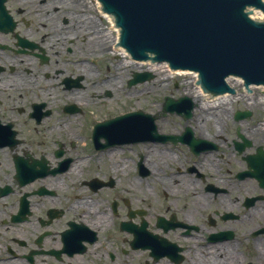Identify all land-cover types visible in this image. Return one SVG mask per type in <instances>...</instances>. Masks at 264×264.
<instances>
[{
    "label": "flooded vegetation",
    "instance_id": "flooded-vegetation-1",
    "mask_svg": "<svg viewBox=\"0 0 264 264\" xmlns=\"http://www.w3.org/2000/svg\"><path fill=\"white\" fill-rule=\"evenodd\" d=\"M65 3L70 6L63 8ZM53 16L60 17L61 32L41 22ZM100 17L96 0H0V264H137L135 253H143L142 264H203L245 257L240 251L245 243L253 247L251 254L264 255V223L244 232L238 226L243 218L254 219V210L264 214V185L255 178L240 180L253 165H264V136L258 138L255 127H238L232 142L223 134L201 136L212 144L197 148L181 141L155 143L179 151L168 149L163 159L169 161L158 165L173 172L162 173L167 185L160 180L164 197L173 201L157 212L133 208V199L118 188L130 168L103 177L82 169L107 156L97 153L114 148L107 125L114 116L102 115L122 85L116 82L120 62L107 78ZM197 127H190L196 138ZM186 128L162 133L158 124L159 133L168 136L182 137ZM80 130L86 133L70 141L64 137ZM241 133L249 142L238 139ZM80 144H91L93 153L75 156ZM240 145L246 146L243 153ZM139 156L128 172L134 169L142 184L156 173L146 166V155ZM181 184L186 191L205 185L207 198L195 191L194 206L204 208L202 201L212 197L222 210L199 219V210L176 202Z\"/></svg>",
    "mask_w": 264,
    "mask_h": 264
},
{
    "label": "water",
    "instance_id": "water-1",
    "mask_svg": "<svg viewBox=\"0 0 264 264\" xmlns=\"http://www.w3.org/2000/svg\"><path fill=\"white\" fill-rule=\"evenodd\" d=\"M100 1L105 9L118 16L123 29V45L135 59L146 60L152 54L156 61L167 62L172 69L196 71L203 86L215 93L231 91L226 81L230 77H241L246 86L264 85V25L251 21L245 12L248 6L264 12L262 0ZM253 15L257 19L264 14L255 10ZM117 49L124 50L120 44ZM140 63L159 65L152 59ZM147 79H150L148 75L141 74L135 81L141 83ZM236 81L241 80L237 78ZM202 84L198 82L200 87ZM249 89L252 96L255 91L253 87ZM203 90L209 94L211 102L229 96ZM238 93L239 90L235 91L234 98H238ZM166 101V111H186L187 116H192V101L187 97L166 98ZM154 119L132 113L119 121L124 125V133L134 137L150 135L153 139ZM125 138L130 136L125 135Z\"/></svg>",
    "mask_w": 264,
    "mask_h": 264
},
{
    "label": "rangeland",
    "instance_id": "rangeland-1",
    "mask_svg": "<svg viewBox=\"0 0 264 264\" xmlns=\"http://www.w3.org/2000/svg\"><path fill=\"white\" fill-rule=\"evenodd\" d=\"M89 1V0H88ZM91 1V0H90ZM89 17H92L90 14L88 15ZM60 18V17H59ZM59 18L56 16H53L48 19H43L41 22H48V30H53V31H59L61 30L57 28V24L59 23ZM109 24L108 21L104 18H102V29L106 31V33H109ZM112 35V34H111ZM110 37V36H109ZM113 41V36L110 38H107L106 41L103 40L102 45L107 46L109 42ZM117 54L114 52H107L105 55V60L107 63V78L109 79L110 77L113 76V71L117 69L116 65L121 61V59L115 60ZM114 67V68H113ZM122 77L118 79L117 86H120L121 88L120 91L117 93L113 92V96L110 97L108 100V106L104 107V110H107L108 113H103L102 116L110 117L114 116L118 117L121 116L120 114L122 113H127V112H132L137 109H141L145 113H150V114H156L159 112H162L163 110V105H164V98L166 96L171 97V98H182V97H188L191 98V94L189 93L190 91V85H192V81L189 76L184 75V76H178L175 75L173 77H164V73L161 76V74H155L151 73L153 75L152 80L149 82L141 83L140 85L133 86L131 88L128 87V81L131 79L132 75L134 72L138 73H149L146 70L143 69H134L130 68L127 71L122 69ZM234 90L238 91V98H234L233 95H230L231 98H233V108H231V104L228 103V107H226L227 110H220L221 107H217V111L213 112L211 115L213 117H210L209 121L205 122L201 118L197 117L199 115L196 112L194 117L190 119L188 122H184L182 118H179L177 115H167L164 118H161L157 123L160 124V130L162 133H176L181 132L184 128H186V125H190L197 127L198 124H201V126L204 128L203 131H205V134L198 133L197 135L199 137L203 136L206 138H212L214 134L216 135L215 137L217 138L219 134H223L226 139L229 142H232V140L237 139L236 137V130L238 127L241 128V130H246V128H256L255 130L257 131V134L260 136H257L258 138H261V136H264V104L260 103L262 97H263V89L258 88L255 90V93L251 96L249 92L246 91L245 87H243L239 83L234 84ZM89 99V97H88ZM94 98H90L89 100V107L94 108V105L92 104V101ZM204 102L200 101V104H196V108L198 109L203 105ZM88 107V108H89ZM242 110V111H252L255 116L252 117V119L235 123L234 119H232L234 112ZM201 111V110H200ZM218 117V120L221 122L217 124L216 118ZM83 118H79V121L82 120ZM90 121L87 117V119H84V123L86 121ZM198 121V122H197ZM207 124V128H205V125ZM261 125V126H260ZM189 126V127H191ZM192 129V128H191ZM81 131V132H80ZM80 131H74L70 132L68 134H65L64 137L68 138V141L72 140L73 138L83 135L86 133L84 130ZM246 135H248L247 132H245ZM46 136H41V138H45ZM249 139V137H248ZM216 141V139L214 140ZM221 143H224L223 141H219ZM83 144H80L77 146V148L74 151L75 156L78 154L83 156L86 154L93 153L92 152V147L91 144H86L87 146L84 147L82 146ZM127 148V147H124ZM178 151L177 149H174V146H162V145H156L154 147L153 144H144L142 146H134L133 150L130 149H123L120 151V153H117L112 159H108L107 156H104V160L102 161H97V160H92L91 162H88L89 165L88 167H83L82 169L87 171L88 173H94L96 175H99V172H101L100 176L103 177V175H109V173H112V175H118L116 174L115 171L120 170L121 168H135V163L140 160V154L146 155L147 160L145 162L146 166L150 168L151 171L155 172L156 174L154 175H149L147 176L146 180L144 182L139 181L137 177H135L134 174V169L131 172H128L127 174L122 173L123 178L121 180V183L119 184L118 188L120 190H123L125 192V196L128 198L133 199V208H137L138 206H144L148 207L151 211H159L158 209H165L166 203H168L169 200L173 201V199H167L164 197V192L160 186L161 182L160 180L163 179V181L166 183L165 177H161L162 173H165V175L172 174L173 172L168 169V168H159L158 165L164 164L161 159L164 158V155L168 151ZM225 152H227L228 160L231 162H236L235 158L233 156H230V152L227 149H223ZM141 152V153H140ZM179 152V151H178ZM184 160V159H183ZM179 163L181 162L180 160H176ZM87 162V161H86ZM85 163V161H84ZM87 164V163H86ZM175 163H172V169L175 167ZM137 165V163H136ZM164 170V171H163ZM228 178L229 175H226ZM171 182V181H170ZM184 184V183H183ZM181 184V188L182 185ZM224 187H227L225 185H221ZM220 185L218 187H221ZM230 189V185H228ZM227 187V188H228ZM117 188V189H118ZM205 185H203V190L202 188L197 187V190H200L201 193L204 192ZM119 190V189H118ZM197 190H192V191H186L183 188L179 190L180 194L177 196L176 202L181 205V207H184L185 210H190V209H197L200 212L195 213V216L198 217L199 219L203 217V215H211L215 210H222L223 206L220 205V202L217 200H214V203H212L211 197L210 201H202V207H196L194 206L195 203V196L192 193H195ZM171 192L169 191V194ZM197 194V192H196ZM237 194L234 193L232 196L235 197ZM239 195V194H238ZM105 194L102 196L104 198ZM171 198V196L169 195ZM221 207V208H220ZM161 210V211H162ZM255 211V210H254ZM254 213L255 217L253 218H243L242 222L238 225L241 229V232H244V230L250 229L251 227H254V225H258L260 223H264V214H262L259 211ZM152 218V216H149ZM242 249L240 251L243 252L245 257H235L237 258L241 264H257V259L258 255L256 253H252L253 247L251 244H243L241 245ZM135 257V261L133 260L134 263L137 264H142L143 262V253L141 255H138L137 253ZM140 257V258H139ZM139 260V263L137 262ZM218 262L222 263V260H218ZM163 264L164 261L162 262Z\"/></svg>",
    "mask_w": 264,
    "mask_h": 264
},
{
    "label": "bare ground",
    "instance_id": "bare-ground-1",
    "mask_svg": "<svg viewBox=\"0 0 264 264\" xmlns=\"http://www.w3.org/2000/svg\"><path fill=\"white\" fill-rule=\"evenodd\" d=\"M53 5H55V3H53ZM70 5H68L67 3L63 4V8L65 7H69ZM88 8H92V4L91 6L88 5ZM101 8V6H100ZM102 9V8H101ZM101 19L103 18V16L101 15L100 17ZM82 20L84 18H81ZM87 20V19H86ZM88 20H90V24L89 26H94L95 28L97 27V23H95L92 19L88 18ZM110 29V27H109ZM116 29V27H115ZM118 32V36H119V33H120V30L117 31ZM99 39L100 40H104L106 41L107 38H110L111 37V32L109 33H106V31L104 30H101L99 32ZM110 36V37H109ZM117 35H115V41L114 42H111V43H108V44H115L117 43ZM119 45V44H118ZM118 48V46L116 47ZM119 53H118V56H120L122 58V64H120V68L121 69H124V70H128L130 68H134V69H143V70H146L148 72H153L155 74H161V76L163 75L164 73V77H173L175 75H178V76H184V75H187L190 77L191 81H192V85H190V91L189 93L191 94V98L192 100L194 101L195 104H200V101H203L204 104L201 105V107L198 109H196V112L198 113L199 111V117L200 118H204V121H209L210 117H213L211 114L213 112H216L217 111V107H221L220 110H227L225 106L228 107V103L231 104V108H233V98H231L230 96H228L227 99H219V101L217 102H211L210 99H209V94L204 92L203 90V86H199L198 85V82L201 81V78L199 77V75L197 73H192L190 74V72H183V73H175V71H171V69H169L168 65H162V66H159V65H152V63H147L145 65H143V63H140V64H135V63H132L131 60H128V53L125 51V50H118L116 49ZM115 52V51H114ZM117 53V52H116ZM118 67V68H119ZM228 83L229 85H232V87L234 86V84L236 83H239L241 85H243L242 81H236V79H230L228 80ZM256 87H253V90L255 91ZM250 90V89H249ZM250 92V91H249ZM251 94V93H250ZM228 102V103H227ZM260 103L264 104V88H263V97L260 101ZM201 110V111H200ZM194 112V113H196ZM217 120V124L220 123L221 121L218 120V117L216 118ZM196 132L198 133H201V134H205V131H203V129L198 126L197 129H196ZM253 133L256 134V132L254 131ZM216 135H214L212 138H214ZM123 149H130V150H133V147L132 146H128L127 148H123ZM123 149L121 148H113V150H109V151H104L102 153H97V157L98 158H104L103 156L104 155H107L108 157H114L117 153H120V151H122ZM170 159V157H166V159H161V161L163 162H168ZM223 183L225 184H228L226 182V180L223 181ZM236 187H241L238 185H235ZM199 187V186H197ZM184 188H191V186H184ZM197 193L198 195H201L202 198H207L206 195L202 194L200 190H198ZM225 201H230L229 198L225 199ZM258 259H257V264H264V255H258L257 256ZM241 264V262L237 259V258H224L223 259V262L220 263L218 262L216 259H213L212 262L208 261V262H203V264ZM200 264V263H199Z\"/></svg>",
    "mask_w": 264,
    "mask_h": 264
}]
</instances>
